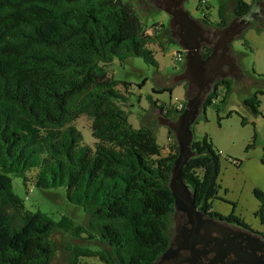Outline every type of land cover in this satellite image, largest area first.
I'll use <instances>...</instances> for the list:
<instances>
[{
  "label": "trees",
  "instance_id": "16d2710c",
  "mask_svg": "<svg viewBox=\"0 0 264 264\" xmlns=\"http://www.w3.org/2000/svg\"><path fill=\"white\" fill-rule=\"evenodd\" d=\"M260 1L235 0L232 14L247 18ZM147 27L129 0H0V264H52L57 229L87 243L66 247L67 264H93L81 257L152 264L167 248L174 210L168 183L177 143L162 155L155 124L134 127L128 121L131 82L110 72L115 61L131 56L157 65L149 45L163 48L165 26L152 32ZM209 52L201 50L203 56ZM219 88L229 93L231 78L213 83L200 114ZM147 98L169 119L185 105L178 109L179 103ZM244 103L260 113L256 93ZM83 114L91 119L92 146L75 125ZM191 149L183 180L194 204L216 214L211 200L219 187V152L206 134L201 140L193 136ZM260 160L264 164V145ZM13 176L25 186L54 190L49 193L55 197L62 189L69 203L82 208L85 222L28 209L13 190ZM255 195L264 224V194Z\"/></svg>",
  "mask_w": 264,
  "mask_h": 264
},
{
  "label": "rangeland",
  "instance_id": "374dc122",
  "mask_svg": "<svg viewBox=\"0 0 264 264\" xmlns=\"http://www.w3.org/2000/svg\"><path fill=\"white\" fill-rule=\"evenodd\" d=\"M129 1L141 21L148 26L149 32L160 28V24L165 26L162 32L165 43L163 48L156 44L149 45L157 65L146 63L140 56H131L122 63L115 61L110 66V72L119 80L131 82L132 94L125 106V109L131 111L128 121L134 127L154 123L157 142L162 147L161 153L166 155L175 138L173 133L168 136L167 128L162 122L164 116L158 108L151 106L147 96L151 95L152 100L165 103L186 100L188 93L186 94L183 82L176 76L184 61L178 62L174 57L182 49L176 43L175 35L172 34L174 27L169 26L170 18L164 12L161 2ZM234 4L235 0H185L184 7L195 19H202L205 12L211 21L217 22L222 18L224 22H229ZM247 19L249 23L231 41V50L239 66V74L235 77L227 75L233 82V88L226 95L223 88L218 89L213 104L207 105L204 113H199L192 130L196 140H201L206 134L207 140L219 152V187L217 198L211 200L212 211L238 217L252 229L264 232V224L258 216L261 201L255 195V190L264 194V164L260 160L264 145V0L253 8ZM155 22L157 25L152 27L151 24ZM161 87L170 88L161 92L154 90ZM254 93L259 100L258 114L253 113L244 103ZM242 117L245 123L241 122ZM75 125L81 131L83 141L92 146L94 138L91 135V119L87 115H80L75 120ZM250 143L252 145L249 146ZM12 186L30 210L40 209L56 220L60 214L66 213L77 222H85L82 208L69 203L60 188L57 191L62 193H57L55 197L49 193L54 190H40L31 183L25 186L22 179L16 176L12 177ZM52 239L58 247L52 264H67V246L87 244L85 240L76 239L61 229L52 233ZM80 259L93 264H104L96 257Z\"/></svg>",
  "mask_w": 264,
  "mask_h": 264
},
{
  "label": "flooded vegetation",
  "instance_id": "af4514ba",
  "mask_svg": "<svg viewBox=\"0 0 264 264\" xmlns=\"http://www.w3.org/2000/svg\"><path fill=\"white\" fill-rule=\"evenodd\" d=\"M153 1L161 2L164 9L169 7L171 11L177 0ZM184 2L185 0H182L179 7L185 9ZM179 7L177 6V8ZM164 12L170 19L173 18V14L165 10ZM243 19L248 20L246 17H238L233 14L229 22H224L222 18L217 21L218 23L214 20L211 21L208 17L196 19L203 30V37L206 39L201 50L203 47H208L211 51V47L221 43L225 34L232 28L240 29L234 38L238 34L240 35L245 25L249 23ZM170 25L174 27L172 34L175 35L178 44L183 31L179 23ZM228 53L235 59L234 68L231 70L226 64L223 67V72L235 77L239 74V66L236 56L231 50V43ZM183 61L185 62V58ZM195 206L200 214L197 221H194V217H189L185 212L173 210L171 236L168 244L171 252L167 258L157 259L153 264H264V232L254 230L245 223H240L227 215L217 212L213 214L198 205ZM195 227H198V233L193 232ZM207 230L211 232L210 235H205ZM203 247L207 250L205 253H201ZM223 248L229 250L224 256H222ZM180 259L183 261H179Z\"/></svg>",
  "mask_w": 264,
  "mask_h": 264
},
{
  "label": "water",
  "instance_id": "95a60500",
  "mask_svg": "<svg viewBox=\"0 0 264 264\" xmlns=\"http://www.w3.org/2000/svg\"><path fill=\"white\" fill-rule=\"evenodd\" d=\"M181 2L182 0H177L174 4V9L171 11L169 7L164 10L173 14L174 19H170L169 24L179 23L183 31L178 45L184 51L185 62L181 71L176 76L178 80L187 82L188 95L184 108L178 116L175 119L163 117L162 122L164 126L172 131L178 149L177 156L171 167L168 183L174 198L173 207L177 211L187 213L189 217H194V221H197L200 214L194 204L192 191L183 180L181 170L194 154L191 149V142L193 140L192 125L199 116L203 99L211 91L212 85L217 79L227 76L223 72V67L227 64L231 70L234 68L235 59L228 53V50L230 49V43L234 39V35L240 29H230L225 34L222 42L212 46L211 51L206 56H203L201 47L206 40L203 37V30L197 20L190 15L189 11L179 7ZM243 20L246 23L248 22V20ZM193 232L198 233V227H195ZM210 233L207 230L205 235H210ZM206 251L205 247H203L201 253H205ZM170 252L171 248L168 246L157 259L167 258ZM222 252V256H224L229 250L223 248ZM179 261H183V259Z\"/></svg>",
  "mask_w": 264,
  "mask_h": 264
},
{
  "label": "built area",
  "instance_id": "2783aa9c",
  "mask_svg": "<svg viewBox=\"0 0 264 264\" xmlns=\"http://www.w3.org/2000/svg\"><path fill=\"white\" fill-rule=\"evenodd\" d=\"M174 57H175V60H177L178 62H182V61L184 60L183 51L180 50L179 52H177V53L175 54ZM177 108H178V109L181 108V104H180V103L177 105Z\"/></svg>",
  "mask_w": 264,
  "mask_h": 264
},
{
  "label": "crops",
  "instance_id": "0c3cea01",
  "mask_svg": "<svg viewBox=\"0 0 264 264\" xmlns=\"http://www.w3.org/2000/svg\"><path fill=\"white\" fill-rule=\"evenodd\" d=\"M182 49V48H181ZM183 50V49H182ZM181 81H184V80H181ZM179 103H182V102H179Z\"/></svg>",
  "mask_w": 264,
  "mask_h": 264
}]
</instances>
